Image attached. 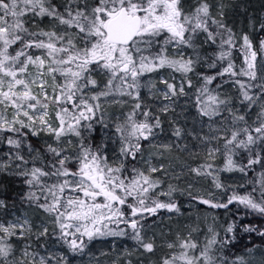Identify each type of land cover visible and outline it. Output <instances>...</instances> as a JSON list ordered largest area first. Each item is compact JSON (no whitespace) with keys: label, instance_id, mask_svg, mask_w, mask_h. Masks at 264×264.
Instances as JSON below:
<instances>
[{"label":"snow or ice","instance_id":"1","mask_svg":"<svg viewBox=\"0 0 264 264\" xmlns=\"http://www.w3.org/2000/svg\"><path fill=\"white\" fill-rule=\"evenodd\" d=\"M231 7L0 0V175L22 185L18 205L0 188V264H72L108 238L135 244L120 264H251L230 246L238 228L264 238L238 222L264 218V14L245 30ZM189 106L199 129L181 126ZM174 151L195 166L173 163ZM225 173L255 179L228 184ZM181 198L235 219L221 236L218 217L197 215L157 243L154 218L184 216Z\"/></svg>","mask_w":264,"mask_h":264},{"label":"trees","instance_id":"2","mask_svg":"<svg viewBox=\"0 0 264 264\" xmlns=\"http://www.w3.org/2000/svg\"><path fill=\"white\" fill-rule=\"evenodd\" d=\"M228 2H230L232 5L229 11V20L230 22H235L238 28H244L245 30H247L249 17L259 18L262 14H264V0H228ZM177 113H181V109L178 108ZM194 118H196V109L194 107L189 106L187 112L179 116L181 126H184L189 130H192L194 126L196 129H199L200 125L197 122L198 118ZM185 120L187 121L186 123ZM165 127L166 132L159 138L162 142H166V139L169 137L171 131L167 128V125ZM204 131H207V129L205 128ZM34 143H39V141H34ZM181 143H189L191 145L195 143V141H192L191 137H189L187 141H181ZM172 155L177 158L175 160L177 161L175 164H180L184 161H187L189 164L195 166V162L189 159L187 152L174 151ZM177 171H179V168H177ZM222 178H224L225 182L228 184L246 185L247 180L255 179V173H250L248 177L244 178H242L239 173H225L223 174ZM190 181L191 178H189V182ZM197 187L202 189H208L210 188V185L207 181L201 180L197 184ZM0 188H4L9 197L12 198L9 200V203H17L18 205L19 202L16 201L14 198L17 193L22 191V185L19 183L17 178L12 176L0 175ZM237 190L241 194H243L245 191H249L250 187L246 186L245 188H238ZM217 195H219V192H217ZM181 203L185 205L184 216L177 217L168 213H161L160 216L154 218L155 226L151 229L149 235H151L152 232H156V230L158 229L160 231V234L159 236H157V243H161L166 236L170 237V239L174 238V236H172V234L170 233H167L165 236H163V234H165V232L163 231L164 226L163 228H159L161 224L166 223L167 218L169 216L174 217V219L171 221L173 223L170 222L169 226L172 227L174 225H177V228H179L180 225L183 224V221L186 218L188 219L189 214H191L192 216V219H188L191 221L190 225L194 226L195 218L197 215L202 217L204 212H211L216 217H218V230L220 231L221 236H223L224 234L223 227H226L228 222H230L232 219H235V217H233L230 213L225 214L224 210L222 209L213 210L209 209L207 206H196L193 208H188L187 200L183 198H181ZM238 222L242 225L252 224L259 227H264V218H261L256 214L243 217L242 219H239ZM149 224H153V220H149ZM203 227L204 225H201V228ZM198 239L203 240L202 234L198 237ZM126 249L129 251L135 249L134 242L127 238H108L105 240H97L89 245V248L86 250L84 255L77 256L72 261V264H113V262H116V264H120V262L124 260V256L122 254L125 252ZM248 249L264 250V238H261L256 234L244 233L242 231V228H238L236 231V239L233 242V245L230 246V253H235L236 255H244L245 253H247ZM60 250L61 246L56 243L55 239H50L48 241L49 252H59ZM157 255H159V253H157ZM136 259V256L132 257L133 264H136ZM142 259L143 264H148V261L150 259L155 260L156 256H145Z\"/></svg>","mask_w":264,"mask_h":264},{"label":"rangeland","instance_id":"3","mask_svg":"<svg viewBox=\"0 0 264 264\" xmlns=\"http://www.w3.org/2000/svg\"><path fill=\"white\" fill-rule=\"evenodd\" d=\"M176 162L177 161H173V163H176ZM165 163H167V161H165ZM206 214L209 215L208 222L211 223V217L215 216V215L211 212H204L202 217L205 216ZM169 217H171V218H169ZM169 217L167 218L166 223L161 224L159 226V228H163V226H164L163 231L165 232V234H163V236H165L167 233H170V234H172V236H175L176 231L178 229L182 228V225L185 226V225L191 224V221L186 218L183 221V224L180 225L179 228H177V225H174V224H173L174 226L171 227V226H169V224L174 219V217L173 216H169ZM171 223H173V222H171ZM155 233L157 234V236H159L160 231L157 229ZM165 239L170 240V237L166 236ZM244 255H245V258L251 262V264H264V250L253 249L251 252H247Z\"/></svg>","mask_w":264,"mask_h":264}]
</instances>
